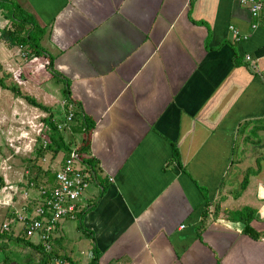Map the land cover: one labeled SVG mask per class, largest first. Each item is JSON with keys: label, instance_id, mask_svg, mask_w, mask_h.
Segmentation results:
<instances>
[{"label": "crops", "instance_id": "crops-1", "mask_svg": "<svg viewBox=\"0 0 264 264\" xmlns=\"http://www.w3.org/2000/svg\"><path fill=\"white\" fill-rule=\"evenodd\" d=\"M14 1L44 29L45 55L68 79L73 102L61 94L52 112L57 123L68 105L81 113L61 131L70 148L86 140L79 166L92 175L79 215L56 224V255L92 264L95 248V264H264V16L237 0ZM8 22L0 10V30ZM243 119L254 131L247 141L236 140ZM253 142L258 153L246 151ZM64 157L41 167L54 173ZM42 169L19 192L29 210Z\"/></svg>", "mask_w": 264, "mask_h": 264}, {"label": "rangeland", "instance_id": "rangeland-1", "mask_svg": "<svg viewBox=\"0 0 264 264\" xmlns=\"http://www.w3.org/2000/svg\"><path fill=\"white\" fill-rule=\"evenodd\" d=\"M15 11L16 10L14 9L13 13H15ZM0 48H3V52H6V56L4 57V59L6 58L5 60H3L2 55L0 56V61H2V63L0 62V76L8 73L10 74L9 76H5V82L7 84L15 82L23 94H27L36 98L37 101L49 107L55 113V115H57L59 113L57 106L63 101V99L61 98L62 95L59 91L60 83L51 77L50 72L47 71L46 66L48 63V57L44 55L34 58L27 57L26 52H23V50H21L19 47H8L1 39ZM8 48L11 49V55L7 54ZM23 105H25L26 108H23ZM63 105L65 104L63 103ZM14 108L18 109V113L26 110L29 114L40 115V117L46 116L48 112H45L41 108H37L29 104L22 96H17L10 90L0 87V187L2 188L8 184H17L19 189H21L19 192L23 193L22 189H25L29 178L34 176V172L38 171L37 167H46L55 155L53 154L52 150L45 148L43 153L44 156L36 157V150L39 148V146L36 144L33 148V151H27L26 146H28L29 140L26 137L18 138V140L15 139V143L21 148V151L15 153L14 149L9 143V138L12 137V134L17 135L19 132L16 129L18 123L17 121H14L13 118ZM16 119H18L20 122V118H18V116H16ZM249 124V119H243L241 121V125H239L236 130V140L237 138H242L247 141L250 138H254V131L250 128ZM12 125L15 126L13 133L9 131L11 128H13L11 127ZM71 131V129H66V136H69ZM255 142H253V146L247 145L246 151L258 153L256 152L258 147ZM244 156H246V154H244ZM42 157H45L46 161L42 160ZM255 159L259 160L257 158ZM259 163L260 165H263L264 159L260 158ZM26 170L28 171L26 172ZM45 170H48L52 174V170L49 167L45 168ZM2 171L7 172L8 175H1ZM50 175H47V177H41L46 179L43 184L45 183L50 188H52L55 185V179L53 178L50 181ZM49 181L50 183H48ZM261 194L264 195V190L262 189ZM17 195L13 199V201H15L14 205L16 207H19V203L28 202L25 198H21V194L18 195L19 197H17ZM6 207L7 205L0 204V233H2L1 224L6 217V213L7 215H10L13 209L12 207L14 206L12 205V207L8 209ZM13 210H15V207ZM7 231L8 233L10 232L11 238H7V241H5L2 240L4 238L0 237V242L7 243V248L5 250L1 249L0 247V264H28V262L33 264L35 260L33 258H27L28 256L30 257V249L28 248L27 244L24 243V241H18L17 238H15L22 237V235L25 236V234L22 233V225L19 222H12L10 223L9 229ZM6 253L10 254L6 257ZM25 253H27L26 255L28 256L24 255ZM65 264H67V262Z\"/></svg>", "mask_w": 264, "mask_h": 264}, {"label": "built area", "instance_id": "built-area-1", "mask_svg": "<svg viewBox=\"0 0 264 264\" xmlns=\"http://www.w3.org/2000/svg\"><path fill=\"white\" fill-rule=\"evenodd\" d=\"M241 5L245 6L252 18L264 16V1L263 0H237ZM256 23H252V27H256ZM230 29L235 33V38L239 39V32L230 26ZM247 59H251L247 56ZM18 111L14 110L13 118L17 121V135L9 138L10 146L15 153L21 151L20 146L15 143V139L26 137L29 140L26 150L33 151L37 144L42 150L47 149L50 143L49 126L43 120L45 117L34 115L27 120L16 119ZM21 114V113H20ZM73 116L71 105H68L65 120L58 122V129L69 127V122ZM18 118H20L18 116ZM10 131V130H9ZM11 132V131H10ZM12 133V132H11ZM34 133V136H33ZM33 136V137H32ZM32 143V145H31ZM42 160H45L43 157ZM80 153L77 148H71L68 156L63 160L61 166L54 170L55 185L47 189L44 186L39 188V198L29 210L30 202L19 203V208L12 207L13 199L19 192L18 187L14 184H8L0 189V204H5L7 207H12L11 215L6 218L1 224L2 230H8L10 223L19 222L22 225V230L25 236L32 237L37 235L38 242H41L43 249L46 251L54 250L49 238L55 230L58 221L64 217L76 218V212L79 210V200L84 191L88 187L91 179V174L85 172L80 166ZM4 169V168H3ZM32 185V183H30ZM23 195L26 193L22 189ZM23 198L27 199V196ZM66 260L61 256L52 257L47 264H65Z\"/></svg>", "mask_w": 264, "mask_h": 264}, {"label": "trees", "instance_id": "trees-1", "mask_svg": "<svg viewBox=\"0 0 264 264\" xmlns=\"http://www.w3.org/2000/svg\"><path fill=\"white\" fill-rule=\"evenodd\" d=\"M14 9L16 10L15 13H13ZM0 10L3 13L4 18H8L9 22L8 24L0 30V39L6 43L8 47H13L17 46L23 52H26L27 57H39L40 55H45L44 49L40 44V40L42 35L44 34V29L40 27L36 22L33 21V18L30 14H28L26 11L22 10L19 5L15 3L14 0H0ZM48 57V63H47V71L50 72L51 77L57 78V80H62L64 85L61 87V94L65 98L67 102H73L72 98L70 97V91H69V82L68 79L65 77H61L59 73H57L54 68H53V57L51 55L47 56ZM31 58V59H32ZM239 63H242V60L239 59ZM10 74H5L3 76H0V87L3 89L10 90L13 94L17 96H22L29 104L33 105L34 107L41 108L45 112H48V114L43 118V120L47 123L49 126V137H50V143L47 146V149H50L53 151V154L55 155L59 150H64L65 151V157L64 159L68 156L70 148V143H66L63 139V134L61 129H58L57 127V121L54 120V114L52 110L43 105L41 102L37 101L36 98L29 96L27 94H23L19 88V86L13 82V83H6L5 82V76H9ZM71 104V103H67ZM73 111V110H72ZM81 115V113L77 112L74 114L71 121L69 122V127L72 124V120L74 118L77 119V116ZM85 119V116H84ZM85 129L87 130L88 124L84 122ZM63 130V129H62ZM85 132V131H84ZM87 132V131H86ZM86 143V140L84 143L77 147V150L79 151L80 155L85 152L84 144ZM45 150H42V148H38L36 150L35 156H42ZM175 156H178V152L176 149ZM85 163H87L88 166L92 168V170L95 169V164L91 161V159L86 158L83 159ZM38 170L40 171L42 169L41 166L37 167ZM43 170V169H42ZM40 174V176H39ZM37 176L38 178H35V182L32 179V182L34 185L37 184V180L39 182V178L41 179V176L45 175L49 176L51 173L48 170H45L42 173H39ZM50 176H53L55 179L54 173H52ZM51 179V177H50ZM50 183V181L48 182ZM37 186V185H36ZM41 186L46 187L47 189H50V187L47 184H41ZM35 204V203H34ZM33 204V205H34ZM80 211L78 210L76 212V215H79ZM11 215V214H10ZM9 215V216H10ZM245 220L248 219L244 218ZM249 222V219H248ZM0 237L1 238H10L11 234L10 232L8 233L7 230H2L1 229ZM53 235V234H52ZM26 237V238H25ZM17 238L18 241H24V243L29 244V246H32L33 249L36 251V263L35 264H47L48 261L54 257V256H59L56 255V249L51 251H46L43 249L41 242H38L36 244H33L30 242L29 238L27 236H22V237H15ZM50 242L52 243L51 245H54L52 240L53 238H49ZM54 241V240H53ZM0 247L1 249L5 250L7 248V243L0 242ZM94 257L91 261L92 264H95L98 260V252L95 251L96 249L94 248ZM10 253H6L5 256L9 255ZM67 264H69L70 259H65Z\"/></svg>", "mask_w": 264, "mask_h": 264}]
</instances>
